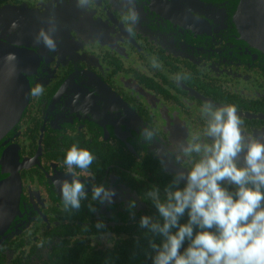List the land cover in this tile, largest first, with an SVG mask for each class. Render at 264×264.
<instances>
[{"label": "flooded vegetation", "instance_id": "flooded-vegetation-1", "mask_svg": "<svg viewBox=\"0 0 264 264\" xmlns=\"http://www.w3.org/2000/svg\"><path fill=\"white\" fill-rule=\"evenodd\" d=\"M240 1L134 0L139 21L129 25L121 8L132 5L123 0H96L91 11L75 0H0V38L26 51L14 71L32 72L30 84L44 89L2 141L25 166L20 216L0 236V264H151L148 241L161 238L139 225L142 215L159 219L145 193L198 159L161 164L157 152L194 136L212 142L204 135L205 103L234 105L245 137L264 141V54L240 32ZM41 28L55 52L37 41ZM144 126L155 131L152 143ZM73 145L94 155L88 169L64 163ZM74 176L89 191L79 210L65 208L56 183ZM93 178L115 189L111 205L91 201ZM129 200L137 203L132 212ZM97 221L105 227L98 230Z\"/></svg>", "mask_w": 264, "mask_h": 264}, {"label": "clouds", "instance_id": "clouds-1", "mask_svg": "<svg viewBox=\"0 0 264 264\" xmlns=\"http://www.w3.org/2000/svg\"><path fill=\"white\" fill-rule=\"evenodd\" d=\"M52 2L45 0V4ZM75 2L84 11H91L96 4V0ZM123 3L132 5L124 8L122 4L121 14L129 25H134L139 21L134 0ZM49 20L54 21L55 17L50 15ZM127 30L131 32L132 28ZM36 39L55 52V39L44 28ZM7 59L15 56L9 54ZM175 79L182 76L177 74ZM43 91L37 84L29 94L40 96ZM201 117L205 121L204 135L211 143L194 136L190 141L175 143L162 156L157 152L161 164L164 157L177 164L191 159L193 154L198 159L190 169L174 174L163 188L153 184L146 191L159 219L150 222L149 216L142 215L139 225L153 237L161 238L159 243L149 239L148 258L151 264H264V141L245 137L234 105L205 103ZM141 135L146 142L155 140V131L148 126L141 129ZM240 153L244 154L242 165L237 162ZM94 159L89 150L73 145L66 152L64 163L70 168L88 169ZM56 183L66 209L79 210L81 202L89 199L85 183L75 176L71 181ZM90 193L91 201L108 205L116 195L115 189L95 183L94 178ZM136 207V201L129 200L127 210L132 212ZM89 210L96 211L92 203ZM185 215L187 221L181 223ZM96 227L99 230L105 225L97 221Z\"/></svg>", "mask_w": 264, "mask_h": 264}, {"label": "water", "instance_id": "water-1", "mask_svg": "<svg viewBox=\"0 0 264 264\" xmlns=\"http://www.w3.org/2000/svg\"><path fill=\"white\" fill-rule=\"evenodd\" d=\"M240 32L246 41L264 54V0H241L235 16ZM24 52L0 38V174L7 175L0 180V236L4 237L10 228L17 225L20 212L21 190L20 170L25 166L17 152L3 150V139L21 122L31 101L30 84L32 72L21 74L14 71L15 62L24 60ZM13 54L15 59H7ZM10 190L7 197L3 190ZM17 189V191H16Z\"/></svg>", "mask_w": 264, "mask_h": 264}]
</instances>
